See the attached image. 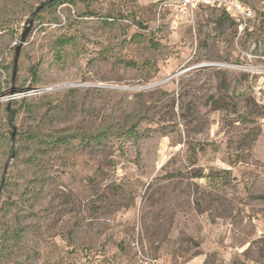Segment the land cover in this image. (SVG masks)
Returning <instances> with one entry per match:
<instances>
[{"label": "rangeland", "instance_id": "obj_1", "mask_svg": "<svg viewBox=\"0 0 264 264\" xmlns=\"http://www.w3.org/2000/svg\"><path fill=\"white\" fill-rule=\"evenodd\" d=\"M48 1L0 0V264H264V0Z\"/></svg>", "mask_w": 264, "mask_h": 264}, {"label": "built area", "instance_id": "obj_2", "mask_svg": "<svg viewBox=\"0 0 264 264\" xmlns=\"http://www.w3.org/2000/svg\"><path fill=\"white\" fill-rule=\"evenodd\" d=\"M212 4L211 0H174L173 6L179 13L187 14L198 5ZM138 264H155L151 258L146 257L140 249H137Z\"/></svg>", "mask_w": 264, "mask_h": 264}, {"label": "water", "instance_id": "obj_3", "mask_svg": "<svg viewBox=\"0 0 264 264\" xmlns=\"http://www.w3.org/2000/svg\"><path fill=\"white\" fill-rule=\"evenodd\" d=\"M43 7H44V3L38 5L35 8L34 12L32 13V16H34L38 12H40V10ZM32 24H33V19L26 20L25 25L23 26V29H22L21 36H20V44L15 48V54H14V58H13V68H12V81H13V79L15 77L16 70H17V63H18V57H19V51H20V48H21V44L26 39V36H27L28 32L30 31ZM12 136H13V134H12Z\"/></svg>", "mask_w": 264, "mask_h": 264}, {"label": "trees", "instance_id": "obj_4", "mask_svg": "<svg viewBox=\"0 0 264 264\" xmlns=\"http://www.w3.org/2000/svg\"><path fill=\"white\" fill-rule=\"evenodd\" d=\"M64 1H69V0H49L47 2V6L62 4V3H64ZM61 42L66 43L67 41H66V39H62ZM15 115H16L15 111H13V110L9 111V113H8L9 120L11 121Z\"/></svg>", "mask_w": 264, "mask_h": 264}]
</instances>
